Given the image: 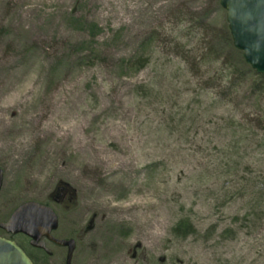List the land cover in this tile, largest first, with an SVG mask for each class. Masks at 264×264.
<instances>
[{
	"label": "rangeland",
	"instance_id": "374dc122",
	"mask_svg": "<svg viewBox=\"0 0 264 264\" xmlns=\"http://www.w3.org/2000/svg\"><path fill=\"white\" fill-rule=\"evenodd\" d=\"M254 78L219 0H0V220L62 184L73 264H264Z\"/></svg>",
	"mask_w": 264,
	"mask_h": 264
},
{
	"label": "water",
	"instance_id": "95a60500",
	"mask_svg": "<svg viewBox=\"0 0 264 264\" xmlns=\"http://www.w3.org/2000/svg\"><path fill=\"white\" fill-rule=\"evenodd\" d=\"M219 4L226 10L233 46L242 51L244 61L252 69L264 74V0H219ZM1 185L0 175V188ZM56 221V215L50 207L28 200L17 206L6 221H0V228L11 233H24L31 238L32 244L42 246L35 240L45 230L54 228ZM53 239L68 247L66 264H70L75 240ZM0 264H32V261L16 242L0 237Z\"/></svg>",
	"mask_w": 264,
	"mask_h": 264
},
{
	"label": "flooded vegetation",
	"instance_id": "af4514ba",
	"mask_svg": "<svg viewBox=\"0 0 264 264\" xmlns=\"http://www.w3.org/2000/svg\"><path fill=\"white\" fill-rule=\"evenodd\" d=\"M0 169H1L0 175L2 177V185H3L4 174H5L3 166L0 165ZM66 192H68L67 186L62 184H57L55 186L54 193L49 198V201H42V203L52 208V210L56 215V220H57L54 228L49 229V231L48 229L45 230V232L37 240H35L36 243H41L42 246H37L35 244H32L31 238L21 232L11 233L0 228V237L16 242L29 256V258L32 261V264H66V255H67L68 247L56 243L53 238H66V239L73 238L75 240V248L70 262V264H73V256L77 247L76 239L75 237L72 236L63 237L60 235L59 232L61 229V209L57 204L59 203L61 196H63V194H66ZM15 208L11 210V212L9 213V215L6 216V218L1 219L0 221H6ZM63 251L65 252V257H63Z\"/></svg>",
	"mask_w": 264,
	"mask_h": 264
},
{
	"label": "trees",
	"instance_id": "16d2710c",
	"mask_svg": "<svg viewBox=\"0 0 264 264\" xmlns=\"http://www.w3.org/2000/svg\"><path fill=\"white\" fill-rule=\"evenodd\" d=\"M255 78L253 79L252 88L258 94L264 92V74L254 71ZM193 225L188 219L179 220L173 227L172 231L175 236H184L193 233Z\"/></svg>",
	"mask_w": 264,
	"mask_h": 264
}]
</instances>
